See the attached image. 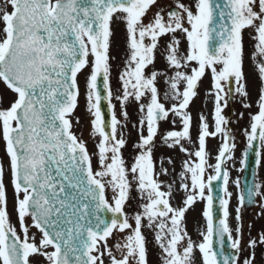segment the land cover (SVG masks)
<instances>
[{"label":"snow or ice","instance_id":"1","mask_svg":"<svg viewBox=\"0 0 264 264\" xmlns=\"http://www.w3.org/2000/svg\"><path fill=\"white\" fill-rule=\"evenodd\" d=\"M0 8V81L16 95L7 108L0 109V129L9 157L11 183L15 196V211L23 238L10 221L5 169L0 163V264H31L30 257L43 256L48 264H104L105 255L111 264H148L142 222L154 228L155 239L161 248L164 264H191L194 247L203 254L204 264H238L241 246V227L232 237L228 224L229 174L223 167L235 149L234 137L225 130L228 123L223 110L229 98L239 96L242 106L249 97L244 71V44L242 33L246 28L254 31L255 51L252 60L260 81L258 111L251 115L250 131L245 129L247 148L242 164L246 166L248 149L257 144L264 147V0H196L192 7L175 0V7L160 8L148 23L144 22L157 0H4ZM257 8L259 10H257ZM120 13L125 22L129 56L120 73L121 95L116 99L122 106L129 99L139 103V143L133 145L138 154L129 164L122 153L127 141L118 126H123L115 115L110 85L109 57L111 22ZM214 14L220 18L218 28L209 29ZM218 43L211 44V33ZM177 33L188 42L186 53L180 52ZM171 35L165 59L174 74L165 81L169 91L165 98L176 101L166 108L160 101L156 86L158 75L145 69L154 63L160 38ZM146 41H148L146 43ZM92 58L91 60L89 58ZM258 57L260 59H258ZM86 69L87 110L93 119L92 135L99 137L95 156L99 170L93 168V154L86 143L72 131L70 115L77 107L80 87L78 75ZM211 72L214 99L215 130L210 132L207 118L201 114L199 147L189 152L181 141L191 142L192 116L187 111L197 94L199 82ZM183 84V90H181ZM103 93V94H102ZM102 101L111 110L106 122ZM179 117L182 128L169 131L164 143L180 146L187 156L181 176V188L186 193L182 207H173L170 198L173 185H165L155 171L153 148L159 122L169 114ZM243 116V113H241ZM175 123V120L173 121ZM147 129V135L144 129ZM221 135L223 143L216 163L209 165L206 138ZM260 163V151L256 152ZM162 163V160H161ZM169 163L171 159L169 158ZM214 174L205 175L207 168ZM168 170L161 168L167 175ZM222 181L225 197L219 199L222 217L214 221L213 182ZM133 183L142 200V211L134 215L135 227L129 222L124 206L129 199ZM239 187L240 181H236ZM111 190V202L106 191ZM207 190V193H206ZM256 197L264 199V190L254 183L241 191L236 219L245 203H254ZM197 199L206 201L203 216L207 220L203 242L195 245L183 227L185 213ZM261 208H264L262 203ZM108 213L111 218L106 219ZM38 230L40 239L29 235L26 217ZM251 227V225H249ZM130 230L125 243L117 244L121 258H117L107 245L113 231ZM233 253L223 254L225 237ZM220 245V252L214 243ZM259 243L264 244V233ZM183 245V246H182ZM256 239H249L248 247L255 249ZM103 246V250H101ZM53 249L48 251V249ZM252 251L243 264H254Z\"/></svg>","mask_w":264,"mask_h":264},{"label":"rangeland","instance_id":"2","mask_svg":"<svg viewBox=\"0 0 264 264\" xmlns=\"http://www.w3.org/2000/svg\"><path fill=\"white\" fill-rule=\"evenodd\" d=\"M7 8V11H11L10 6H6L4 4V0H0V8ZM257 10H259L257 8ZM3 23L0 22V30L3 28ZM255 35L254 31L250 28H246L243 30L242 37H243V44H244V59L246 60H252V53L255 51V43L256 41L252 38ZM167 48V47H166ZM188 47L182 46L180 52L186 53ZM92 59L91 57L89 58ZM174 69H169V73L174 74ZM146 71L149 73L151 72V66H148L146 68ZM89 74V70L86 69L82 74L79 75L78 81H79V87H80V95L78 99V107L76 109V112L70 116V119L72 121V126L74 127V133L79 137V139L83 140L89 147L90 153L93 154V168L95 170H99V163L95 156L96 152V144L98 143L99 137H93L92 135V124L91 121L93 119L91 113L87 110V99H86V84H85V78ZM253 74V73H252ZM171 76V75H170ZM202 84V89H200V92L197 96H195L194 100L197 99V112L199 114V117L201 116V113L205 112V117L207 118V123L210 125L211 120L209 119V109H212L214 107V95L212 94L213 89V81H212V75L211 72H206L205 76L200 81ZM4 88V95H5V108L9 107L11 103H13L16 99L15 93H13L11 90H9L5 84H3L2 81H0V89L3 91ZM212 90L209 94L208 91ZM249 93V97L245 100V103H247L249 100L255 98V92L254 89H252ZM160 95V101L163 102L164 99L161 97V91L159 90ZM170 98V97H169ZM171 99V98H170ZM230 101V102H229ZM242 101V98L239 96H236L235 98H229L227 107L224 108V117L229 118V121L231 123L230 127H227L229 129V133L232 137H234L235 141V149L232 150L231 158L227 161V168H228V174H229V182L227 185L228 192H230L232 195L229 198V223L230 228L232 229V234L234 238L237 236L236 229L238 226L241 227L242 231V239H241V248L242 252L240 255V264H243V261L248 258L250 253L252 251H255V261L254 264H264V244L259 243V237L261 233H264V208H261V204L264 203V199L261 197H258L257 205L254 208L247 209L245 206L241 207L240 209V220L238 221L236 219L237 213L236 209L239 206L238 203V196L239 193L242 191L241 184H239V187L236 184V181L239 180L242 176V169L240 171L238 170V161L242 152V148L244 145V148L247 146V139L245 135V129H248L250 131V123H251V115H253V112H257L258 108L257 106L251 105L250 108H246V111H243L240 109L239 102ZM149 102V97L147 94L145 97L142 98L141 102H137L134 99H129V101L124 105V108L127 111V120H125L124 116L122 115V106L121 103L116 102L115 108L117 112V119L120 121V124L123 125L122 127L119 126L117 130V134L123 135L126 139L127 143L122 149L123 156L125 160L131 164L132 158L138 154V149L134 148L133 145L139 143V121L141 119V112L139 109V103L147 104ZM192 102V101H191ZM232 102V104H230ZM172 106V105H171ZM191 110V109H188ZM192 111V110H191ZM214 112V111H213ZM241 113H243V116H241ZM170 115V122L165 127L158 128L157 132V141L155 142V147L153 148V160L155 163V171L158 174V178L160 176H167L171 174H180L183 171L184 161L185 160H196L197 158L195 156L189 157L184 152L180 151V146L177 145L175 147H169L167 144L160 142V137H163L167 132L169 131H179L181 128H179L175 123H173L175 116H173L171 113ZM246 126V128H245ZM215 128V126H214ZM200 131V124H196L195 120L192 118V127H191V142L187 141H181L184 148L188 149L189 152H195L198 150L199 142H198V135ZM209 131H214L209 128ZM144 134L147 135V129L145 126ZM245 137V141L241 142V137ZM206 146H213L211 148L212 152L206 151L208 153L207 160L209 165H214L216 163V156L220 149V144L223 142L219 138H216L215 140L212 139L211 136L207 139ZM210 142V143H209ZM197 144V146H196ZM196 146V147H195ZM179 151V152H178ZM0 152L4 153V147L3 145H0ZM178 152V153H177ZM169 158L171 159V163H169ZM0 160L4 163L5 166H7V169H5L7 174V186L11 185V174L9 169V157L6 153V144H5V155H3ZM162 160V163H161ZM161 168H165L168 170L167 175L160 174ZM214 174L212 168H207L205 175ZM6 184V183H5ZM258 184L262 186V190H264V147H262V161L259 168V178H258ZM10 191H12V188H10ZM135 193V195L133 194ZM207 193V190H206ZM109 200H112L113 193L111 190L107 191ZM185 194H176V200L179 199V202L182 201L183 206V200L185 199ZM228 198V197H227ZM12 202V205L14 203L13 200L8 199V206H10ZM134 202L137 203H144L146 201L142 200L140 197V194L136 190V185L133 183L132 188L129 193V199L126 201L124 208H128L132 211L131 205H133ZM182 206H177L182 207ZM206 208V201L197 199L196 204H193L188 211L185 213V218H187L191 213V217L195 218L192 219L191 225H189V232L190 234L196 239L197 245L201 242H203V235L202 233L206 234L205 227V217L203 216V212ZM142 210V209H141ZM12 223V222H11ZM183 224V223H182ZM251 225V227H249ZM18 233L23 238V233L20 224L14 225ZM184 227V224H183ZM34 232H30V226H29V235H31ZM127 233V230L124 232H116L114 237H111L107 241V245L109 248H111L113 251V254L119 259L121 258V253L117 250V244H123L120 239L123 236V234ZM39 235V234H38ZM188 235V233H187ZM189 236V235H188ZM256 239L257 245L255 249H250L248 247L249 239ZM37 241H39V237L36 238ZM183 246V245H182ZM101 250H103V246H101ZM196 254L195 257H191V264H204L203 260V254L200 252L199 248L196 247ZM48 251H52L51 248L48 249ZM160 256L157 255V253H151V256L148 260V264H164L163 257L159 258ZM104 264H110L111 261L108 258L107 255L103 257ZM31 264H48V261L43 256H33L30 257ZM129 264H135V261L130 258Z\"/></svg>","mask_w":264,"mask_h":264},{"label":"flooded vegetation","instance_id":"3","mask_svg":"<svg viewBox=\"0 0 264 264\" xmlns=\"http://www.w3.org/2000/svg\"><path fill=\"white\" fill-rule=\"evenodd\" d=\"M181 2L192 7L193 11H195L196 0H181ZM174 7H175V0H157V5H154L150 8L149 12L146 14V16L144 18V22L148 23L149 20L153 17V15L160 8L164 9V11L167 12L168 10H170ZM120 16H122V14L117 13L114 16V18L111 22V25H110L111 31H112L111 43H110V49H111L110 85H111V89H112V93H113V98L121 95V82L119 79L120 75H113V47L115 48V53H116V59L114 60L115 62L119 61L118 57L120 56V54H119L118 50L119 51H127L125 53V55H129V48H128V44H127L126 25H125V22L120 18ZM113 30H114V32H113ZM177 35H179L178 39L180 40V46L188 47V42H187L186 38L183 36V34L177 33ZM160 40H164V36L161 37ZM258 59H260V58L258 57ZM125 62H126V60H125ZM244 71H245V74L247 77L249 93L251 91L253 92L252 89H254V92H255V98L249 100L247 103L251 104L253 106H257L256 101L258 99L260 81H259L258 75L256 73V68H255L254 62H253L252 69H251L250 63L248 61L246 62V60L244 59ZM165 81H166L165 79L161 80V82L159 84L160 91H161L162 96L164 97V100L166 101V105L168 107H171V105L176 103V101L173 99H170V98H165V93H167L169 91L168 85L166 84ZM112 104H113V100H112ZM239 105H240L241 110L246 111V108L242 106V102H239ZM0 109H3L2 96H0ZM253 114H255V112H253ZM192 118L194 120H196V116H193ZM1 131H2V129H0V134H1ZM216 137H219L220 139L223 138L219 134ZM242 139L244 140L243 136H242ZM213 140H215V138H213ZM161 181L163 182L162 183V190L163 191L168 190L167 187H165V185H169V184L173 185V193H172V196L170 198V203L172 204V206L173 207L182 206V203L179 202V199L176 200V194H180V193L185 194V192L181 188L182 181H181L180 174H171V175H167V176H162ZM141 211L142 210L137 208L131 212H127V216L129 217V222L133 225V227H135V221L132 218L134 217V215L136 213L141 212ZM187 218H186V221H188L190 223L192 220L191 216L189 215ZM141 231H142V234L145 238V246H146L147 257H148L151 246L154 247L155 245L158 244L155 241H151V232H154L155 229L148 227L147 226V220H144L142 222ZM129 234H130V230H127V235H129ZM191 240L195 244V238H192Z\"/></svg>","mask_w":264,"mask_h":264},{"label":"water","instance_id":"4","mask_svg":"<svg viewBox=\"0 0 264 264\" xmlns=\"http://www.w3.org/2000/svg\"><path fill=\"white\" fill-rule=\"evenodd\" d=\"M218 2L223 5L225 3V0H218ZM220 23V18L218 15L214 14V17L212 21L209 23V29L213 28H218V24ZM213 36V39L210 41L211 44L215 45L218 43V37L215 36V33H211ZM102 111L105 114V120L106 122L110 121V110L108 108V105L106 101H103L101 104ZM260 151V145L257 144L254 148L248 149V155H247V160H246V166H245V175L243 178V184H244V191L245 193L247 192V189L251 187L256 180V172H257V157H256V152ZM224 167V165H223ZM225 168V167H224ZM212 194L214 196V221L218 222V220L222 217V211L219 206V199L221 197H224L223 193V185L222 181H214L213 182V191ZM225 198V197H224ZM256 202V198H255ZM254 203H246L248 207L252 206L255 204ZM111 218V213H108L106 216V219L110 220ZM214 249L219 253L220 252V245L218 242L214 243ZM233 249L230 247V243L227 239V236L225 237V244L223 248V254H231L233 253Z\"/></svg>","mask_w":264,"mask_h":264}]
</instances>
